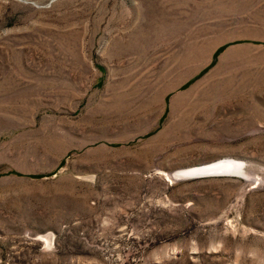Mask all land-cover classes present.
<instances>
[{"label":"rangeland","instance_id":"1","mask_svg":"<svg viewBox=\"0 0 264 264\" xmlns=\"http://www.w3.org/2000/svg\"><path fill=\"white\" fill-rule=\"evenodd\" d=\"M0 264H264V0H0Z\"/></svg>","mask_w":264,"mask_h":264},{"label":"crops","instance_id":"2","mask_svg":"<svg viewBox=\"0 0 264 264\" xmlns=\"http://www.w3.org/2000/svg\"><path fill=\"white\" fill-rule=\"evenodd\" d=\"M202 65V64H201ZM199 79V81L200 82H202L203 84H205L206 82H209V83H211L212 82V84H217V83H219V77H214V78H210V77H208V78H198ZM187 79H184V80H181L180 82L181 83H183V82H185ZM179 82V83H180ZM177 97H179V98H181V101H182V103H183V105H182V107H181V109H180V111H181V113H182V116H187V119L189 120H191V118H192V116L188 113V115H185V110H190L191 108H192V105L195 103L194 102V100H193V98L191 97V98H188V96H187V94H186V92H184V94H175L174 95V97L171 99V101H170V104L173 106L174 105V103H175V100H176V98ZM183 98V99H182ZM184 100V101H183ZM196 101V100H195ZM200 102H198V103H196V107H199V104ZM218 105V104H217ZM174 115V114H173ZM175 116V115H174ZM190 120L188 121V123H192V121L190 122ZM178 122L177 120H176V118H172V120H171V122ZM180 122H182V121H180ZM182 123H185L184 121L182 122ZM198 125H201V124H198ZM184 130H187V131H189L190 129H184ZM205 131V129H201L200 131ZM210 130H212V131H216V129L214 130V129H210Z\"/></svg>","mask_w":264,"mask_h":264},{"label":"bare ground","instance_id":"3","mask_svg":"<svg viewBox=\"0 0 264 264\" xmlns=\"http://www.w3.org/2000/svg\"><path fill=\"white\" fill-rule=\"evenodd\" d=\"M49 235V234H48ZM48 235H43V238L47 241H50V238H48Z\"/></svg>","mask_w":264,"mask_h":264}]
</instances>
